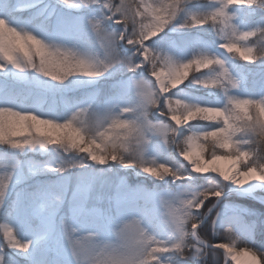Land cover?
<instances>
[{"label":"snow or ice","instance_id":"1","mask_svg":"<svg viewBox=\"0 0 264 264\" xmlns=\"http://www.w3.org/2000/svg\"><path fill=\"white\" fill-rule=\"evenodd\" d=\"M0 264H264V0H0Z\"/></svg>","mask_w":264,"mask_h":264},{"label":"rangeland","instance_id":"2","mask_svg":"<svg viewBox=\"0 0 264 264\" xmlns=\"http://www.w3.org/2000/svg\"><path fill=\"white\" fill-rule=\"evenodd\" d=\"M257 79H259V77H257ZM239 203H244V204H248V203H250L249 201H245V200H239L238 201ZM256 207L257 208H259V205L257 206L256 205ZM223 237V230H221V235H220V237H218V238H216V239H221ZM220 257H221V259H222V255L220 254Z\"/></svg>","mask_w":264,"mask_h":264},{"label":"trees","instance_id":"3","mask_svg":"<svg viewBox=\"0 0 264 264\" xmlns=\"http://www.w3.org/2000/svg\"><path fill=\"white\" fill-rule=\"evenodd\" d=\"M258 206V205H257Z\"/></svg>","mask_w":264,"mask_h":264}]
</instances>
